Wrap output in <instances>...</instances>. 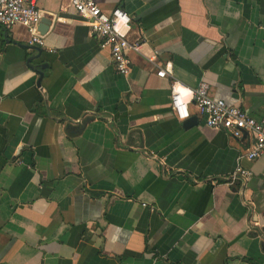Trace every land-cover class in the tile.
I'll use <instances>...</instances> for the list:
<instances>
[{"label":"crops","instance_id":"1","mask_svg":"<svg viewBox=\"0 0 264 264\" xmlns=\"http://www.w3.org/2000/svg\"><path fill=\"white\" fill-rule=\"evenodd\" d=\"M96 2L142 44L127 76L69 0H37L43 48L0 28V264H264V157L191 101L262 121L264 0Z\"/></svg>","mask_w":264,"mask_h":264},{"label":"built area","instance_id":"2","mask_svg":"<svg viewBox=\"0 0 264 264\" xmlns=\"http://www.w3.org/2000/svg\"><path fill=\"white\" fill-rule=\"evenodd\" d=\"M69 4L87 25L90 36L99 41L100 48L109 51L115 72L127 76L131 71L128 55L141 54L142 46L140 41H132L128 38L130 17L119 8L104 13L96 0H69ZM42 18L43 12L37 7V0H0V28L9 30L21 26L29 35V44L40 48L45 46L44 39L39 34ZM148 61L152 60L148 58ZM156 75L164 78L166 70L160 68ZM191 101L203 116L204 125L208 129L226 133L235 139H240L244 133L253 137L254 143L246 151V159L252 161L264 157V117L258 122L239 107L229 106L222 100L213 99L205 84H201L193 91ZM170 109L179 121L189 118L188 103L175 89L171 92ZM250 175V172L239 164L227 181L230 183L236 178L245 180Z\"/></svg>","mask_w":264,"mask_h":264},{"label":"water","instance_id":"3","mask_svg":"<svg viewBox=\"0 0 264 264\" xmlns=\"http://www.w3.org/2000/svg\"><path fill=\"white\" fill-rule=\"evenodd\" d=\"M48 22H50V21H48L47 19H43L41 23H44L45 25H49ZM39 31H40V29H39ZM40 32H43V31H40ZM193 123H195V121L192 119L186 120L184 122V127H189V126L193 125Z\"/></svg>","mask_w":264,"mask_h":264}]
</instances>
